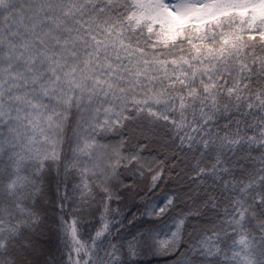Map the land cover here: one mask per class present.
Returning a JSON list of instances; mask_svg holds the SVG:
<instances>
[{"label": "snow or ice", "instance_id": "1", "mask_svg": "<svg viewBox=\"0 0 264 264\" xmlns=\"http://www.w3.org/2000/svg\"><path fill=\"white\" fill-rule=\"evenodd\" d=\"M0 264H264V0H0Z\"/></svg>", "mask_w": 264, "mask_h": 264}]
</instances>
